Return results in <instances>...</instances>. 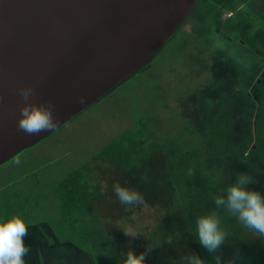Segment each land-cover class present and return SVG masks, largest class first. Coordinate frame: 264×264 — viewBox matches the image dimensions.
I'll return each mask as SVG.
<instances>
[{"label": "rangeland", "instance_id": "374dc122", "mask_svg": "<svg viewBox=\"0 0 264 264\" xmlns=\"http://www.w3.org/2000/svg\"><path fill=\"white\" fill-rule=\"evenodd\" d=\"M152 60L110 95L0 167V217L28 225L26 264H123L150 244L146 264L213 256L196 240L195 219L234 174L264 194V137L258 110L240 90L264 75V0H209ZM191 19V20H190ZM190 20V21H189ZM19 160V163H17ZM231 177V181L229 180ZM139 191L126 209L113 184ZM220 252L234 264H264V241L222 210ZM120 228L140 234L134 240ZM171 236L173 244L165 243Z\"/></svg>", "mask_w": 264, "mask_h": 264}, {"label": "water", "instance_id": "95a60500", "mask_svg": "<svg viewBox=\"0 0 264 264\" xmlns=\"http://www.w3.org/2000/svg\"><path fill=\"white\" fill-rule=\"evenodd\" d=\"M197 0H0V167L110 95L149 63ZM31 85L59 126L17 129ZM80 96L85 102L80 103Z\"/></svg>", "mask_w": 264, "mask_h": 264}, {"label": "clouds", "instance_id": "9594fccd", "mask_svg": "<svg viewBox=\"0 0 264 264\" xmlns=\"http://www.w3.org/2000/svg\"><path fill=\"white\" fill-rule=\"evenodd\" d=\"M23 103L19 108L17 129L29 136L38 135L44 131L54 130L59 126V120L54 118V103H36L31 98L35 95V89L31 85L16 89ZM2 99V98H0ZM85 97L80 96L79 102L84 103ZM19 163V160H17ZM234 181L228 183L213 196L214 208L195 219V233L197 243L213 256L215 264H234L238 255L228 261L222 257L220 249L226 244L229 233L222 226V210L227 216L233 217L244 228L248 229L257 239L264 241V194L255 189H249L248 185L257 183L255 177L246 172L234 174ZM231 181V177H229ZM113 191L121 205L126 209L137 206H145L144 196L137 190L113 184ZM123 234L134 240L140 234L131 229L120 228ZM28 225L19 213H13L0 217V264H26L25 257L30 252L26 243ZM165 243L173 244V238L169 236ZM154 250L147 244L145 250L137 254L131 247L124 256L123 264H146V258ZM180 264H206L197 254L182 256Z\"/></svg>", "mask_w": 264, "mask_h": 264}, {"label": "trees", "instance_id": "16d2710c", "mask_svg": "<svg viewBox=\"0 0 264 264\" xmlns=\"http://www.w3.org/2000/svg\"><path fill=\"white\" fill-rule=\"evenodd\" d=\"M255 38H258V41L264 44V32H260ZM240 95L251 109L258 110L254 129L256 135L264 137V75L261 76L250 91L246 89L240 90Z\"/></svg>", "mask_w": 264, "mask_h": 264}, {"label": "flooded vegetation", "instance_id": "af4514ba", "mask_svg": "<svg viewBox=\"0 0 264 264\" xmlns=\"http://www.w3.org/2000/svg\"><path fill=\"white\" fill-rule=\"evenodd\" d=\"M204 1H207V0H203V2ZM213 1V3L214 2H218V0H212ZM200 2H202V0H197V2H196V4L194 5V7H193V10H192V12H191V14L189 15V17L187 18V19H189V18H191V19H193V23L195 22V20H194V15L196 14L197 15V17L198 18H200V17H202L203 16V14L200 12V10H198L196 7H197V5L200 3ZM211 2V0H209V3ZM190 19V20H191ZM189 20V21H190ZM162 49V48H161ZM160 50H158L157 51V53L159 52ZM157 53L154 55V57L157 55ZM153 57V58H154ZM242 98V97H241ZM243 100V99H242ZM243 102H244V100H243ZM245 103V102H244ZM246 104V103H245ZM247 105V104H246ZM248 106V105H247ZM249 107V106H248ZM250 108V107H249ZM251 109V108H250Z\"/></svg>", "mask_w": 264, "mask_h": 264}]
</instances>
